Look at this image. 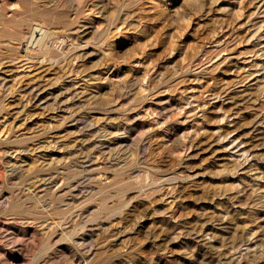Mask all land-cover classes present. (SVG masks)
<instances>
[{
    "label": "rangeland",
    "instance_id": "obj_1",
    "mask_svg": "<svg viewBox=\"0 0 264 264\" xmlns=\"http://www.w3.org/2000/svg\"><path fill=\"white\" fill-rule=\"evenodd\" d=\"M0 264H264V0H0Z\"/></svg>",
    "mask_w": 264,
    "mask_h": 264
},
{
    "label": "bare ground",
    "instance_id": "obj_2",
    "mask_svg": "<svg viewBox=\"0 0 264 264\" xmlns=\"http://www.w3.org/2000/svg\"><path fill=\"white\" fill-rule=\"evenodd\" d=\"M37 34V33H36ZM39 36V35H38ZM31 37V36H30ZM32 37H34V36H32ZM31 39H33V38H31ZM44 41V40H43ZM41 45H42V43H41Z\"/></svg>",
    "mask_w": 264,
    "mask_h": 264
}]
</instances>
